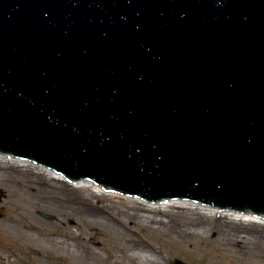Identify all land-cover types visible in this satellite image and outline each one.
<instances>
[{
    "label": "water",
    "instance_id": "95a60500",
    "mask_svg": "<svg viewBox=\"0 0 264 264\" xmlns=\"http://www.w3.org/2000/svg\"><path fill=\"white\" fill-rule=\"evenodd\" d=\"M0 155L264 219V0H0Z\"/></svg>",
    "mask_w": 264,
    "mask_h": 264
},
{
    "label": "rangeland",
    "instance_id": "374dc122",
    "mask_svg": "<svg viewBox=\"0 0 264 264\" xmlns=\"http://www.w3.org/2000/svg\"><path fill=\"white\" fill-rule=\"evenodd\" d=\"M29 172L30 178L27 181H34L29 184H20L9 178L0 181V188L4 193L0 201V264H69L71 261L76 264H126L128 250L122 249L125 241L114 236L112 227L107 226L99 217L102 210L98 207L115 204V199L93 198L89 205H94L95 208L91 209L99 211H94L96 215L93 216V211L90 209L88 213L87 206L82 204L70 208L68 203H63V207H60L52 199L47 200L36 193L44 188L45 182L37 180L35 172ZM9 173L17 174L11 171ZM110 212L117 219L124 216L116 207H111ZM43 213L54 217L47 218ZM167 217L169 214L164 213L163 218ZM33 223L47 230L51 238L54 237L53 232H57L61 239L69 240L73 233V240L81 249L96 250H76L75 253L70 250H42L24 234H13L14 228L28 229V224ZM154 227L151 224H138L137 232L133 235L145 241L163 264H174L175 258L189 264H264V238L252 227L244 229L241 234L252 231L255 236L234 244H228L222 237L219 238L221 231L217 228L210 230L209 225L204 232L201 231L199 238H184L175 232L176 228L154 232ZM215 227L220 225L216 224ZM4 228H10V233H5ZM32 232L38 235L34 229ZM97 239H101L103 245ZM94 253H100L102 259Z\"/></svg>",
    "mask_w": 264,
    "mask_h": 264
},
{
    "label": "bare ground",
    "instance_id": "6f19581e",
    "mask_svg": "<svg viewBox=\"0 0 264 264\" xmlns=\"http://www.w3.org/2000/svg\"><path fill=\"white\" fill-rule=\"evenodd\" d=\"M10 171L18 175L10 174ZM29 171L35 172L37 180L45 182L44 188L36 193L47 200L52 199L60 207H63V203H68L70 208L82 204L87 206L89 213L91 208H95L94 205H89L93 198L108 197L115 199V204L98 207L102 210V215L99 217L107 226L112 227L115 232L114 236L125 241L126 245L123 243L122 249L128 250L125 257L126 264H163L161 259L145 244V241L133 235L137 232L138 224H151L155 226L154 232L161 229L171 228L173 230L176 228L175 232L184 238H199L209 225L210 230L217 228L221 231L219 238L222 237V240L228 244H234L255 236V233H251L252 231H246L245 235L241 234L248 227L257 229L256 232L264 238V219H259L253 214L234 213L233 210L220 212L215 207H204L203 204H194V201L185 198L182 201H177L174 198L169 204L154 206L153 203H145V200H141L140 197H126L119 191L112 193L105 191L104 188L96 186L95 182H90L89 179L81 185H72L69 179H64L62 173H55L48 167H39L38 164H32L28 159L24 161L23 158H6V155H0V181L9 178L10 181L29 184L34 182L27 181L30 178ZM111 207L119 209L124 216L115 218L110 212ZM121 207L123 209H120ZM91 210L93 211L92 216L96 215L94 211L99 212L98 210ZM164 213L169 214V217L163 218ZM12 220L16 221L15 219ZM176 221L178 222L176 223ZM216 224H219L220 227H215ZM4 229L5 233L11 231L10 228ZM14 229L13 234H24L42 250H70L73 253L76 250H96L95 248L81 249L73 240V233H71L69 240L61 239L57 232H53L54 237L51 238L50 233L37 223L28 224V229ZM32 229L37 231L38 235H35L36 233H33ZM97 242L103 245L101 239H97ZM96 257L102 259L100 253H97ZM87 259H89L88 256ZM69 264H76V262L71 261Z\"/></svg>",
    "mask_w": 264,
    "mask_h": 264
}]
</instances>
